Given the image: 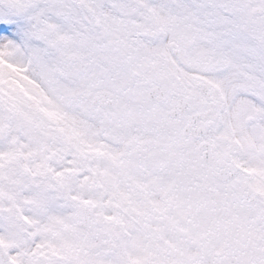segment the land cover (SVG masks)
I'll use <instances>...</instances> for the list:
<instances>
[{"label":"snow or ice","instance_id":"obj_1","mask_svg":"<svg viewBox=\"0 0 264 264\" xmlns=\"http://www.w3.org/2000/svg\"><path fill=\"white\" fill-rule=\"evenodd\" d=\"M0 264H264V0H0Z\"/></svg>","mask_w":264,"mask_h":264}]
</instances>
